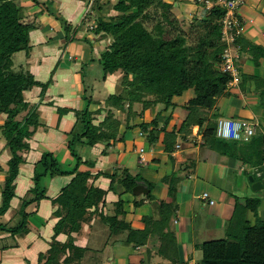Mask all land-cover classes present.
<instances>
[{
  "label": "crops",
  "instance_id": "0c3cea01",
  "mask_svg": "<svg viewBox=\"0 0 264 264\" xmlns=\"http://www.w3.org/2000/svg\"><path fill=\"white\" fill-rule=\"evenodd\" d=\"M12 1L25 15L22 22L35 26L29 34V55L25 52L13 54L12 71H27L46 88L42 97L41 87L23 92L24 100L36 107L40 125L27 140L29 149L22 154L24 163L15 180V197L6 213L0 215V225L13 228L19 223L21 203L31 198L34 166L44 152L58 160L60 169L69 171L74 167L75 159L68 149L70 132L77 123L76 113L88 103L94 125L102 121L106 111H112L113 118L121 121L118 137L122 139L96 143L92 147L84 142L78 150L82 162L86 163L80 165L79 171L112 174L127 170L131 176L138 175L153 185V199L123 193L117 181L110 189V180L103 176L90 180L88 183L94 182L93 186L105 190L106 196L97 213L89 210L94 212L90 227L82 225L81 234L77 236L76 244L85 249L81 264H198L201 244L225 236L235 198L262 196L255 194L250 186L249 176L246 177L249 169L206 147L201 133H197L198 127L184 139L178 134L172 152H165L163 120L172 115L168 130L172 126L178 130L182 120L175 119V112L182 111L193 99L194 91L188 90L172 99L175 108L161 112L158 135L149 143L147 135L154 128L147 125L143 130L141 125L149 124L162 109L161 105L141 112V105L137 103L132 110L135 115L127 121L125 113L105 104L109 96L118 94L123 88L121 74L106 76L99 63L108 39L90 29L95 26L97 17H104L106 8L98 15L84 0ZM186 1L189 4L173 10L184 12V9L197 8L199 0ZM212 1V5L218 6ZM102 2L107 3V0ZM237 15L242 27L234 45L239 54V61L235 63L239 84L227 90L231 96L218 100L212 113H218L219 119L256 120L264 126V112L259 107V93L264 88V0H244ZM103 20L108 21L107 18ZM64 21L70 26L67 33ZM96 111L100 113L95 114ZM26 114L22 112L18 120ZM1 117L0 132L6 115L0 114ZM10 155L6 142L0 140V206ZM72 178L73 175L51 177L48 174L42 180L45 199L25 208L27 231L24 235H11L0 229V264H38V255L49 249L54 226L59 220L55 214L57 206L52 201ZM118 201L122 202L124 211L119 219L124 222L123 227L128 225L129 228H120L117 234H112L100 217L115 215ZM135 202L140 204L134 205ZM262 206L264 201L259 209ZM60 214L64 216L65 211L60 210ZM252 217L249 212L250 224L254 223ZM130 230L141 235L128 238ZM56 240L64 243L67 236L59 234Z\"/></svg>",
  "mask_w": 264,
  "mask_h": 264
},
{
  "label": "trees",
  "instance_id": "16d2710c",
  "mask_svg": "<svg viewBox=\"0 0 264 264\" xmlns=\"http://www.w3.org/2000/svg\"><path fill=\"white\" fill-rule=\"evenodd\" d=\"M84 1L98 15H101L103 8L109 6L107 3L111 5L108 21L99 16L92 27L94 34H101L108 39L106 49L99 59L105 75L116 72L121 74L120 85L123 88L118 94L106 99V107L125 113L129 121L135 115L132 111L135 104L141 105V112L161 105L162 109L154 119L149 124L141 125L143 130H146L147 125L154 128L147 135L148 142L153 143L158 135V117L161 112L173 110L175 106L172 99L193 90L195 97L183 107L187 114L180 128L176 130L172 126L168 130L172 115L163 120L161 131L164 132L165 152H172L173 142L178 134L184 139L191 134L192 127H198L206 147L230 161L246 166L249 169L246 177L252 176L254 182L263 184L264 189V133H256L247 142L218 139L216 125L219 114L214 111L209 118L205 115L207 110L212 112L216 98L225 91L229 82L226 74L213 70L219 64L224 48L223 44H217L220 27L215 23L223 17L221 8L212 5L207 10L204 2H201L206 19L197 23L198 20L194 18L189 24H184L179 19L170 20L172 15L169 12L175 7L189 4L186 0H107V3H103V0ZM19 11L12 0H0V114L6 115L1 134L11 154L1 192L0 215L6 213L15 197V180L20 165L24 163L22 154L29 149L27 140L40 125L36 107L24 100L23 92L32 87H41L42 97L46 88L45 84L36 82L29 73L12 71L11 56L20 51L29 55V34L35 29L33 24L22 22ZM214 17L215 22L212 23L211 18ZM63 23L65 33L69 32L70 26L65 21ZM182 25L189 26L187 31ZM204 28L211 31L205 32ZM198 29L201 32H196ZM192 36L194 42L188 44ZM212 37L217 43L210 42ZM259 98L260 110L264 112V88L259 93ZM87 104L82 111L76 113L77 122L80 115L85 116L81 118L84 121V132L76 134L75 125L70 132L68 149L75 159L74 167L69 171L60 169L58 160L51 153L44 152L34 166L33 186L29 191L31 198L21 203V220L13 228L0 225L1 230L11 235H24L27 231L25 208L45 199L42 180L48 174L51 177L73 175L61 194L52 201L57 206L55 214L59 220L54 226L49 249L38 255V264H81L85 249L76 244L77 236L81 234L82 225L90 227L94 212H98L97 209L106 196V191L94 187V182L89 184L90 180L103 176L110 180V189L117 181L123 193L134 197L142 195L146 200L153 199V185L138 175L131 176L127 170L112 174L77 171L86 162H82L72 148L73 145H70L74 137L85 139L89 147L96 143L122 139L118 137L121 121L113 118L112 111H106L102 121L94 125V118L91 117ZM24 111L27 114L18 120V116ZM87 117L88 121L85 120ZM126 126L128 129L129 125ZM261 201L264 198H235L233 216L226 227L225 236L201 244V259L198 264H264V219H260L257 214ZM139 204L140 202L134 203ZM115 205V215H100L102 223L108 225L112 234H117L120 228H129L128 225L123 227L124 222L119 219L124 213L122 202L118 201ZM90 209H94V212H89ZM60 210L65 211L64 216H61ZM249 212L254 216L253 224L247 219ZM59 234L67 236L64 243L56 240ZM134 234L139 233L130 230L128 238Z\"/></svg>",
  "mask_w": 264,
  "mask_h": 264
},
{
  "label": "built area",
  "instance_id": "2783aa9c",
  "mask_svg": "<svg viewBox=\"0 0 264 264\" xmlns=\"http://www.w3.org/2000/svg\"><path fill=\"white\" fill-rule=\"evenodd\" d=\"M243 3L244 0H217V5L223 11V17L218 24L221 40L224 41L219 68L229 77L226 85L229 89L237 88L240 80L235 66L239 60V54L234 45L242 30L237 12ZM259 126L256 120L219 119L216 125V137L222 140L247 142L256 135Z\"/></svg>",
  "mask_w": 264,
  "mask_h": 264
},
{
  "label": "rangeland",
  "instance_id": "374dc122",
  "mask_svg": "<svg viewBox=\"0 0 264 264\" xmlns=\"http://www.w3.org/2000/svg\"><path fill=\"white\" fill-rule=\"evenodd\" d=\"M201 2H204V5L206 6V8L205 9H210V7L212 6V4H214V3H212L213 1L212 0H201V1H198L197 3H198V5H197V8H195V7H191V10L190 9H184L183 11L184 12H179L178 10H171L169 13H171V15H172V17L170 18V20H174V19H179V21L180 22H185L184 24H189V22H191V21H193V19L195 18L196 20H198L197 21V23L198 22H200L201 20H203V19H206L205 17V15H204V9H203V6L201 5L202 3ZM106 3V2H105ZM201 3V4H200ZM215 3H217V0H215ZM200 4V5H199ZM107 5H109V6H107L106 7V9L109 11L110 10V8H111V5L109 4V3H107ZM105 9V10H106ZM104 10V12H103V15H104V17L103 18H109V14H110V12L108 13V11L106 10L105 11ZM193 12H195V13H193ZM196 14V15H195ZM19 16L21 17V18H24V13H22L21 11H19ZM211 22L212 23H214L215 22V17L214 18H211ZM153 23V22H152ZM217 25H219L218 23H219V20L218 21H216L215 22ZM147 24V23H146ZM195 25V24H194ZM213 26V25H212ZM189 26L188 25H186V26H183L182 25V28H184V30L185 31H187V28H188ZM220 27V26H219ZM87 30H88V28H87ZM204 30H205V32L207 31V32H209V31H211V29L210 30H208V29H205L204 28ZM196 32H201V29H198V31H196ZM196 35V34H195ZM212 40H210V42L211 43H217V41L219 42V43H217L218 45L219 44H223V42L224 41H222L221 40V37L219 38V40H217L216 41V39L214 38V37H212L211 38ZM194 42V40H193V36L191 37V39L189 40V42H188V44H192ZM20 52H23V51H20ZM18 54V53H17ZM22 57H24V56H22ZM239 61V60H238ZM213 70H216V71H218V72H220V73H222L221 72V69L219 68V64H217V66L215 67V68H213ZM25 73H27V71H25ZM33 78V77H32ZM34 79V78H33ZM120 80H121V78H120ZM227 90H232V89H229V88H225V91L220 95V96H218L217 98H216V102L218 101V100H220V99H222L223 97H230L231 96V94L230 93H228V91ZM226 94H228V95H226ZM194 97H195V94H194ZM193 97V98H194ZM189 102V101H188ZM187 105V104H186ZM207 113H205V115H206V117L207 118H209L210 116H211V114H212V112L209 110H207L206 111ZM24 113V112H23ZM186 114H187V112L183 109L182 111H180V110H178L177 112H175V115H176V117H175V119L176 120H178V119H180V120H184L185 119V117H186ZM3 117V116H2ZM2 117L0 118V124L2 123ZM85 116H82V115H80L79 116V121L75 124V128H76V130L75 131H77L76 132V134H79V133H81V132H84V125H83V122L84 121H82V119L81 118H84ZM122 117V116H121ZM78 119V118H77ZM88 117L85 119L86 121H88ZM85 121V122H86ZM259 128H261L260 130L258 129V132H264V126L263 125H261L260 124V127ZM194 127H192L191 128V134H192V132L194 131ZM190 134V135H191ZM3 139V141H4V143L6 142V140L4 139V137H2V135H1V132H0V140H2ZM70 139H71V136H70ZM69 139V140H70ZM84 142H86V140L85 139H82L81 137H78L77 136V138L76 137H74V139H73V142L70 144V145H73V147L72 148H74V150H75V152H76V154L77 155H79V148L81 147V145H83L84 144ZM103 143V142H102ZM106 143V142H105ZM8 149V148H7ZM9 150V149H8ZM55 158V157H54ZM59 167H60V164H59ZM77 171L78 172H80L79 171V167H78V169H77ZM251 186V185H250ZM255 194H261V196H262V198H264V189H262V190H259V191H256V192H254ZM260 196V197H261ZM258 197V196H257ZM240 199H242V197H240ZM263 200V199H262ZM257 214L258 215H260V216H264V207L262 206V208L261 209H259L258 208V210H257ZM19 220H21V217H20V219ZM251 222L253 223L254 222V217H252L251 218ZM104 239H106V238H104ZM114 245V244H113ZM99 247V246H98Z\"/></svg>",
  "mask_w": 264,
  "mask_h": 264
},
{
  "label": "water",
  "instance_id": "95a60500",
  "mask_svg": "<svg viewBox=\"0 0 264 264\" xmlns=\"http://www.w3.org/2000/svg\"><path fill=\"white\" fill-rule=\"evenodd\" d=\"M249 183H251V188L253 191H259L263 188V184L261 182H254L253 177H248Z\"/></svg>",
  "mask_w": 264,
  "mask_h": 264
}]
</instances>
